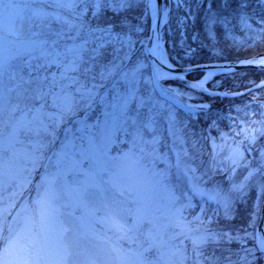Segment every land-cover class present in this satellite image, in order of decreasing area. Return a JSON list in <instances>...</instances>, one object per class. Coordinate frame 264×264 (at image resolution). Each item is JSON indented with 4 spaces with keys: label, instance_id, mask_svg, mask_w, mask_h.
Returning <instances> with one entry per match:
<instances>
[{
    "label": "snow or ice",
    "instance_id": "1",
    "mask_svg": "<svg viewBox=\"0 0 264 264\" xmlns=\"http://www.w3.org/2000/svg\"><path fill=\"white\" fill-rule=\"evenodd\" d=\"M235 2L246 27L255 17L253 3L260 8L257 23L264 25V0ZM141 3L144 14L151 11L153 34L133 39L129 33L138 32L137 26L116 22L115 18ZM158 7L156 0H0V190L15 187L21 200L32 191L26 185L34 183L36 191V197L23 205L12 223L11 213L6 217L0 207V235L5 230L12 234L4 249L3 264H106L98 259L102 250L90 254L81 244L95 235L86 221L92 218L128 237L145 223L152 224L151 216L158 206L148 192L160 193L167 201L173 223L191 241L195 264H204L199 259L204 255L201 249L209 241L218 242L220 236L241 245L246 253L244 264H254L257 252L264 256V235L256 231L255 213L248 224L253 231L243 229V235L240 230L232 236L207 227L202 235H191L194 229L185 211L196 206L194 200L200 201V213L193 221L210 225L212 217L205 216L208 207L215 206L212 211L216 216L223 210L227 218L233 194L243 195L245 182L257 173L264 177V151L255 169L245 156V151L255 145L257 133L264 136V120L260 128L245 136L247 149H242L244 141H239L236 147L229 146L223 160H216L220 154L217 149L223 151V146L213 141L216 163L212 172H228L231 180L227 192L220 185L207 188L211 174L182 167L179 152L174 182L172 166L159 151V137L149 135L155 131L158 114L153 111L155 104H149L151 91L167 78L160 65L172 67L161 51ZM168 7L166 0L162 9L165 17ZM249 8L252 14H248ZM109 13L113 19L107 18ZM254 31L259 34L250 37L253 44L264 40V27ZM258 63L264 64V59ZM168 120L170 125L174 121L171 113ZM222 139H227L226 134ZM125 143L127 150L111 155L117 150L114 145ZM240 168L246 169L247 175L237 183ZM145 177L150 185L147 191L141 187ZM258 187L264 193V183ZM118 209L128 216L118 218L114 214ZM144 235L148 246L133 253L136 259L131 264H186V249L161 251L165 245L156 242L152 228ZM247 239L254 241L252 249L244 247ZM154 250L159 255L152 259ZM121 264L129 262L122 260Z\"/></svg>",
    "mask_w": 264,
    "mask_h": 264
},
{
    "label": "trees",
    "instance_id": "2",
    "mask_svg": "<svg viewBox=\"0 0 264 264\" xmlns=\"http://www.w3.org/2000/svg\"><path fill=\"white\" fill-rule=\"evenodd\" d=\"M133 2L135 3L136 0H133ZM144 7L145 5L141 3L139 8L129 10L123 17L115 18L116 22L123 21L126 24L130 23L137 26L138 32L134 30L129 33L133 39H136L137 36H147L150 16L149 11L144 14ZM252 8H255V17L247 21L250 27H246L240 18L242 14L237 12L235 0H184L176 9L171 6L170 18L164 28V41L172 63L178 66H191L264 55V40H257L253 44L250 39V37L259 34L258 31L254 30L264 27V25L257 23L260 8L255 3H253ZM252 8H249L248 14H252ZM107 18L113 19L111 13L108 14ZM182 18H184L183 21ZM223 21L227 23L225 27L221 23ZM189 48L195 51L182 56L181 54H185L183 50ZM174 57L179 61H176ZM201 77L202 73H191L186 75V81H197ZM263 81L264 71L251 70L214 78L207 84L206 88L211 92L238 93L246 91ZM166 84L184 86V83L176 80L167 81ZM189 101L196 106L206 105V107L199 108L192 115H186L190 118L189 125L194 134H202L203 131L216 134L217 129H228L230 127L228 125L229 121L232 123L237 122L242 113L248 109L252 112L254 120L257 119L260 111L264 112V86L234 98L200 92L196 93V96L189 99ZM245 156L246 159H249L248 154H245ZM193 164L201 173L202 165L197 161ZM33 176L36 177L35 172L32 173ZM220 178V171L214 172L209 184L212 187L218 185ZM262 179L264 181V177ZM28 196H24L23 200L20 196L15 205L19 204L21 206ZM263 197L264 193L261 195V198ZM256 199L257 191L254 188L247 189L243 195L236 194L231 213L227 218H225L223 210H221L219 216H216L212 211L215 206L208 207L205 216L212 217V223L204 225V227L217 233L228 232L232 236L237 235L238 230H240L239 234L243 235L242 230L246 228L249 232L253 231L248 227V224L252 214H256ZM193 204L196 206L189 208L187 211L191 214L200 212V201L196 199ZM95 225L98 228L101 227L99 224ZM217 241H209L201 249L204 255L200 256L199 259L204 261V264H210V262L211 264H244L243 249L240 244L235 241L229 243L226 236L218 237ZM122 244L127 248V242H122ZM246 245H253V240L247 239ZM156 254L157 252L154 250L150 258L155 259ZM205 256L210 259L205 260ZM256 257L254 264H264V256L257 252ZM196 259V253L192 247H188L186 264H195Z\"/></svg>",
    "mask_w": 264,
    "mask_h": 264
},
{
    "label": "rangeland",
    "instance_id": "3",
    "mask_svg": "<svg viewBox=\"0 0 264 264\" xmlns=\"http://www.w3.org/2000/svg\"><path fill=\"white\" fill-rule=\"evenodd\" d=\"M173 3H177V0H173ZM221 23L224 27L227 25L225 21ZM183 52H185V54L183 55H186L188 49H184ZM141 59H143V54L141 56ZM162 71L167 73V78L161 79L160 82H162L163 80L173 78V75L170 72L166 70H162ZM209 80H210V76L206 74L198 82L190 84L191 89L197 91L203 90L205 84ZM193 85H196V87H193ZM163 87L172 96L179 99H182L183 97L187 101L189 97L191 98L194 97L193 96L194 94L187 92L186 90L179 89L177 87H172V86H163ZM185 100L184 102H186ZM163 102L164 101L162 100H157L154 97L153 91H151V100L149 101V104L152 103L155 104L153 111L158 114L156 115L155 131L149 135H156L159 137V139H161L160 132H163L164 126L167 128V130L165 129L163 133L169 137L171 141V142L169 141L170 145L169 146L166 145V148L163 151H161L160 143H159L158 148L161 155L167 156L168 162L172 166V174H173L174 182H175V177L178 173V170L175 167L177 152L180 153L182 167L185 165L192 167L189 164V162L195 160L199 162L202 165V167L208 168L209 161H211L210 167H212L213 169L216 163V161H214L212 157L213 141H215L217 145L223 146V151H220L219 148L217 149V151H219L220 154L216 157V160H223L229 154V146L236 147L239 141L243 140L244 144L242 146V149H247L248 143L247 140L245 139V136L251 135L252 129L260 128L262 126L260 121L264 120V116L261 115V113H264L263 111H260L259 117L254 120V118L252 117V112L250 111V109H248L247 111L242 113L241 118L239 119V121H237V125H233L230 123L231 126L233 125V127H231L230 133L231 134L232 132L234 133V130L238 131L237 133H240V135H237L236 133L238 137L230 136L229 132L228 133L222 132L219 135V133L212 134L206 131L204 134L205 136L203 137H201L202 135L200 136L197 135L195 138L192 137L190 138V136L186 135L187 132H185L187 125L186 121L178 117L180 115L170 105L165 104ZM188 105H192V104L187 101L186 106ZM169 113H171L174 117V121L171 123V125L168 120ZM242 129H248V132H242L241 131ZM222 134H226L227 136L226 140L222 139ZM261 137L262 136H260L257 133V141L255 145L251 147V150H253L254 152L256 151L257 148L259 149L258 157L253 160H252L253 157H251L250 160H246L250 162V167L253 169L259 167L260 155L261 152L264 151V138L261 139ZM114 147H116L117 150L111 152V155L117 156L120 154L121 151L127 150L128 145L126 143L117 144L114 145ZM251 150L246 152L248 154H251ZM185 152H187V155L191 153L190 161L188 160L187 155H185ZM158 167L162 168L164 167V165L159 164ZM224 167L227 168V164H225ZM41 171H43V169ZM202 173L204 172L202 171ZM245 175H247L246 169L244 168L238 169L237 174L235 176V182L239 183L240 181H242ZM220 176L224 177V180L228 184L227 187L223 188L224 191L227 192L230 188L229 181L231 180V176L228 174V172H221V171H220ZM147 180H148L147 177L143 178V183L141 184V187L145 188V191H147V188L150 187V185L147 184ZM205 180H208V177L205 176ZM182 181H183V177L181 176V182ZM245 183L247 186L245 187L244 192H246L247 189L249 190L251 188H255L258 191L257 200L255 202V208H257L258 210L259 196H260L259 194L261 193L258 185L264 183V181L262 180V176L259 173H257ZM219 184H222V182L220 181ZM25 187L27 189L29 185H26ZM236 194L239 193H234L233 197ZM148 195L153 196L156 205L158 206V210H154L152 213L151 216L152 224L145 223L141 227L140 231L130 234L128 237H123L122 233L117 231L115 228L109 226H102V225L100 228H98L97 225L96 226L94 225L95 223L94 219L89 218L86 222L90 227V231L95 235H91L89 238L81 241L82 246L85 247L90 254H95L97 252H101L102 250L101 255L98 257V259H100L103 262H106V264H121L122 260H126L129 262V264H131V262L136 259V256L133 255V253L143 252V249L148 246L147 241L145 240L144 233L146 232L147 229L152 228L156 242L158 244L162 242L165 245V247L161 248V251H167L168 248H182V249H186L187 252L188 250L187 245L190 243L189 245L192 246L191 241L190 239H186L185 236L180 233V229L173 223V220L171 218V210L167 205V201L162 198V194L160 193L148 192ZM18 196H19V189L15 187H8L6 189L0 190V202H2L0 203V207L3 208L4 215L6 217L9 215V213H11V211H14L13 206ZM35 197H36V191L34 187L33 196L31 197V199ZM118 199L125 200L126 197H119ZM30 201L31 200L25 201L20 206V208H17L13 213H11V220H9V223H12L13 221L16 220L17 214L21 212L23 205L25 203H29ZM260 206L261 205H259L258 212L260 211ZM127 207L134 208L135 205L127 204ZM187 210L188 209H186L185 211V217L188 221H192L190 227L194 229L191 235L192 236L202 235L205 229L204 225L201 226L197 221H193V217L195 215L191 214L190 212L188 213ZM63 211L67 213L68 211H70V209H63ZM79 214L80 213L77 211L76 215ZM114 214L121 220H123L125 217L128 216L126 212H122L119 209ZM62 219H66V217H62ZM128 222L131 223L130 217H128ZM195 229H199V230L196 231ZM11 235L12 234L8 233L6 230L4 231L3 235H0V241L4 242V244L0 246V264H3V261L5 259L4 249L7 246V241ZM69 238L70 239L72 238L71 233L69 234ZM246 241L244 242V247L247 249H252L254 245L253 246L246 245ZM122 242H127L128 244L127 248L123 246ZM113 248L119 249L121 250V252L119 253L114 252ZM157 255H159V253H157ZM243 257L244 259L246 257V253L244 251H243ZM248 258L253 259L252 257H248ZM77 259L83 260L84 257H77Z\"/></svg>",
    "mask_w": 264,
    "mask_h": 264
},
{
    "label": "water",
    "instance_id": "4",
    "mask_svg": "<svg viewBox=\"0 0 264 264\" xmlns=\"http://www.w3.org/2000/svg\"><path fill=\"white\" fill-rule=\"evenodd\" d=\"M158 4V14H157V26L158 31L160 32L161 27L164 24H161L162 21V4L163 0H156ZM153 34V19L151 16V26L149 35ZM162 46V43H161ZM264 59L263 57H254L250 59L240 60L236 62H229V63H221V64H213V65H204V66H198V67H191V68H166L163 65H160V68L165 69L173 74H186L194 71H206L212 76L224 74V73H231L241 70H264V64L258 63V61ZM167 60V58H166ZM167 63L169 64L168 60ZM259 233L261 235H264V203L261 210L260 215V223H259Z\"/></svg>",
    "mask_w": 264,
    "mask_h": 264
}]
</instances>
